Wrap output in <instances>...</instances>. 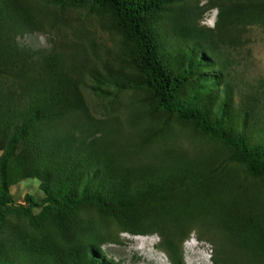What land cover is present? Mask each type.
Listing matches in <instances>:
<instances>
[{
    "label": "trees",
    "instance_id": "trees-1",
    "mask_svg": "<svg viewBox=\"0 0 264 264\" xmlns=\"http://www.w3.org/2000/svg\"><path fill=\"white\" fill-rule=\"evenodd\" d=\"M204 1L0 0V264H121L104 246L122 233L187 264L196 229L221 231L215 264H264L263 94L240 91L234 55L264 0ZM49 8L87 12L114 43L62 21L61 48L21 45L54 27ZM127 91L132 106L97 109ZM182 129L208 150L187 160ZM28 178L44 197L20 203Z\"/></svg>",
    "mask_w": 264,
    "mask_h": 264
},
{
    "label": "rangeland",
    "instance_id": "rangeland-1",
    "mask_svg": "<svg viewBox=\"0 0 264 264\" xmlns=\"http://www.w3.org/2000/svg\"><path fill=\"white\" fill-rule=\"evenodd\" d=\"M45 14L49 15L50 18L57 17L56 24H53L54 27L45 25L46 29L44 31L30 32L21 36L19 38L21 45L33 48H50L52 46L61 48V44L64 41L73 40L70 37L69 29L59 28L62 21L69 25H82L86 27L102 44L106 43L110 46L114 43V38L105 33L101 29L99 22L91 15H88L87 12L80 14L75 10L63 12L59 9L53 10L49 8V11ZM217 16L218 9H212L204 16L201 23L208 27H214ZM45 19L48 24V18ZM247 36L249 39L247 45L238 52H234V55L238 59L235 67L237 79L240 91L260 90L263 94L261 98L262 104L264 105V28L255 26L249 30ZM134 96L135 94L131 91L118 95L109 94L108 98L102 102L105 106L99 105L97 109L100 112L101 110L107 112L109 108H112L113 104L111 103L114 101V103H120V105L126 102L129 106H132L129 102ZM90 100L92 106L97 103V99L93 96L90 97ZM123 109L125 108L123 107ZM97 116H99L98 113ZM126 116H129V114ZM122 118H125L124 115H122ZM180 141L182 142V155L188 154L187 160H194L199 152L208 150L206 141H201L198 136L196 137L185 129H182V139ZM12 194L16 201L20 203L24 202V197L27 194H32L37 199L44 197V193L40 189V180L36 178H28L14 185L12 187ZM34 211L39 212L40 208H35ZM220 232L217 229L216 239L211 241L206 236L200 237L199 231L197 229L194 230L184 243L187 264H215L213 262V256L215 255L216 249H219ZM121 240V243L107 244L104 246L108 256L121 262V264H171L164 250L159 247V238L155 234L134 236L129 233H122ZM230 251H232L231 248ZM234 251L238 252L236 249Z\"/></svg>",
    "mask_w": 264,
    "mask_h": 264
}]
</instances>
